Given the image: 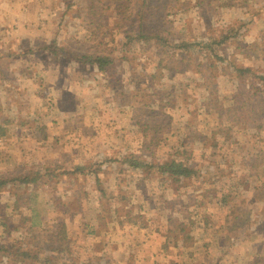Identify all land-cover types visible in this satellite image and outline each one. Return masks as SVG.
Instances as JSON below:
<instances>
[{
  "label": "rangeland",
  "instance_id": "obj_1",
  "mask_svg": "<svg viewBox=\"0 0 264 264\" xmlns=\"http://www.w3.org/2000/svg\"><path fill=\"white\" fill-rule=\"evenodd\" d=\"M70 1L4 0L0 179L30 182L0 192V246L51 257L52 231L64 224L69 244L56 264H264V87L229 66L264 76V0H129L128 17L112 9L100 18L96 39L82 11L93 2ZM241 25L238 40L214 47L224 62L208 59L201 44ZM142 28L184 50L122 48ZM51 45L111 53L114 64L53 63L39 50ZM148 125L158 146L148 143L157 134L145 139ZM180 147L197 171L190 180L125 163L159 166Z\"/></svg>",
  "mask_w": 264,
  "mask_h": 264
},
{
  "label": "trees",
  "instance_id": "obj_2",
  "mask_svg": "<svg viewBox=\"0 0 264 264\" xmlns=\"http://www.w3.org/2000/svg\"><path fill=\"white\" fill-rule=\"evenodd\" d=\"M67 1L70 6H72V3L70 0ZM93 2V5L90 7H82V11L85 14L86 20H89L90 25L92 29L89 27L90 32L95 35V39L99 38L96 34V31L103 30L106 28L105 25H101V19H104L107 17L108 11L114 9L115 12L119 13L120 15H125L128 17L130 8H129V0H91ZM200 3L202 0H198ZM221 4H225L223 7H229L228 2L231 0H220ZM240 2V4H243L245 0H237ZM67 8L69 5L66 6ZM97 17V18H96ZM101 18V19H100ZM104 21V20H103ZM125 21V20H123ZM103 23V22H102ZM143 26V25H142ZM245 25H241L240 27L236 28L234 26H231L227 31L223 32L220 37H218L215 40H210L207 44H201V46L206 49L211 56L208 54L207 58H214L215 60L219 62H224V59L216 55L215 48L223 47L226 43H228L231 40H238L241 37L242 30L244 29ZM134 32H137L135 30ZM162 35L159 34H149L145 31L142 32L139 31L135 35L127 34L125 38V42L122 44V48L125 46L133 45L136 42H152L157 41L161 46L165 48H175L177 50H184V47L178 44H174L172 40L164 39L161 37ZM198 46V47H201ZM191 51H199L195 49L194 47L190 48ZM41 53L46 54L49 53L52 55V62L53 63H59L60 58H69L75 57L77 61L83 65L92 64L97 66V68L100 70V72H105L109 67H111L114 64V61L112 60L111 53L108 55H84V56H76L74 53L70 52L71 50L69 48L65 47H59V46H48L44 48L39 49ZM229 66L232 68L233 73H235L239 80L249 81V83L255 85V90L259 91L258 87H261L263 89L264 87V76H261V74L253 69H244L238 66H234L233 64H229ZM158 132V133H157ZM145 139L149 138L150 133L157 134L156 136H153V138L148 139L149 145L158 146L162 138L159 130H153L152 125H148L146 128V131H144ZM180 155L183 156L185 160H187L189 157L191 159L190 155H187V152L183 150V148H179L178 151L175 152V156L171 157L168 161H165L161 165H154V163L157 162H145L137 159L136 157L132 156L131 158H128L125 163L129 165L131 170L137 171V170H146L148 173L155 172L158 175L162 177H168L174 182H182L184 180H190L197 176V171L190 166L186 165L185 161L182 160ZM187 155V156H186ZM186 156V157H185ZM58 170H61L62 167L59 165L57 166ZM75 172L79 175H84L85 177L95 176L96 174L92 172L91 168H88L86 166H79L75 168ZM93 173V174H92ZM28 182H30L29 179H25L24 177H12L9 179H0V192L5 190L7 187L12 186L15 188H21L22 186L28 185ZM97 182L99 184L100 179L97 178ZM260 186L259 190L264 189V179L259 180ZM232 199V195H224L221 198V202L223 203V206L228 207L230 204V201ZM232 212H235V210H231ZM132 223V220H130V224ZM134 224H137L136 222ZM121 227H125L124 222H120L119 224ZM185 231V230H183ZM51 239L52 244L54 246L49 247L48 249L51 251L52 256H39L36 249H30V250H21L20 248H17L16 245H2L0 246V259L1 263L4 264L5 262H13V261H19L20 264H56L59 260V255L61 254V250L65 249L66 246L69 244L68 239V233H67V227L64 224H61L57 226L52 231Z\"/></svg>",
  "mask_w": 264,
  "mask_h": 264
},
{
  "label": "built area",
  "instance_id": "obj_3",
  "mask_svg": "<svg viewBox=\"0 0 264 264\" xmlns=\"http://www.w3.org/2000/svg\"><path fill=\"white\" fill-rule=\"evenodd\" d=\"M4 0H0V14H1V12H2V10H3V7H4Z\"/></svg>",
  "mask_w": 264,
  "mask_h": 264
},
{
  "label": "crops",
  "instance_id": "obj_4",
  "mask_svg": "<svg viewBox=\"0 0 264 264\" xmlns=\"http://www.w3.org/2000/svg\"><path fill=\"white\" fill-rule=\"evenodd\" d=\"M17 2V0H13V3L12 4H14V3H16ZM18 22H19V20H18Z\"/></svg>",
  "mask_w": 264,
  "mask_h": 264
}]
</instances>
